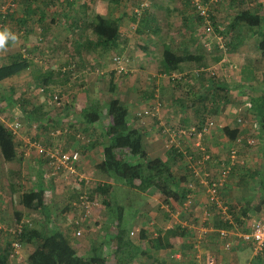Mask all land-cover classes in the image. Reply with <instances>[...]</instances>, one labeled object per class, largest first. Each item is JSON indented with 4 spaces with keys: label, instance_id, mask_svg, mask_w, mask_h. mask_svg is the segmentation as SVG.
Segmentation results:
<instances>
[{
    "label": "crops",
    "instance_id": "crops-1",
    "mask_svg": "<svg viewBox=\"0 0 264 264\" xmlns=\"http://www.w3.org/2000/svg\"><path fill=\"white\" fill-rule=\"evenodd\" d=\"M95 1L92 5V0H87V3L82 0H54L53 2L52 0H42L41 4L30 0L22 5V1H20V4L18 3L16 6L14 0V10L16 9L14 15L6 20H0V30L7 27L17 37L14 41L9 39L5 46L0 48V105L4 112L11 110L16 120H22L24 108L17 99L11 100V95L19 86H23L21 90L29 87V89L34 90L35 96L33 97L30 94L27 96L28 99L32 102L34 101V105L42 107L43 111L48 114L49 119L52 120L51 125L65 122L75 132H82L86 128L91 136L100 137L101 132L103 133L108 125L107 123L104 126V122L109 119L104 118V120L97 122L94 126L86 127L80 122V113L81 109L88 105L91 106L93 103L106 104L112 98L123 101L118 96H114V93H116V79H112L115 89L113 93L108 92L111 96L108 101L103 102L102 99L104 98L98 92L100 88H103L105 81H107L108 90L111 74L114 71V67L111 66L112 62L106 63V57L107 59L109 57L108 54L111 53V57L117 51H122L121 53L126 56V59L122 60L124 65L132 61L133 56L144 58L141 60L140 68L147 75L148 81L144 86L145 91L142 94V100L134 98L130 102L126 101L130 106H133L141 104L143 101L148 104L152 99L151 96L157 99L159 95L160 97L163 96L162 91L161 94L156 93L157 89L160 91L165 86L162 78L166 74L162 73L160 66L162 43L170 44L172 49L179 54L184 51H200L204 47L203 44L206 37L203 32V22L196 12H193L190 5L191 0H120L119 4L109 6V8L106 7L107 12L104 14L99 12L100 7H96L98 0ZM137 1H142V3L147 1L148 3L146 4L149 8L145 9L146 11L144 10V12L142 11L143 15L137 19L128 17L127 13L123 12V7L128 4L132 5ZM201 1L206 2L207 0ZM227 1L224 0L228 8L233 10L235 4L238 5V11L233 13L234 15L239 12L250 13L256 15L260 21L257 27L242 25L237 28V33L227 32L226 34V53L231 51L247 60H249V55H255L253 65L248 64L244 67L248 71L247 76L242 75L241 77L240 74V82L237 84V89H234L237 91L239 88H243V98L241 99L246 103L242 109H238L239 115L234 116V120L236 118L237 122V119L242 118L247 121L248 127L247 125L244 127L235 126V124L241 125L238 122L232 123V118L225 111L226 109L222 110L223 105L220 114L216 116L220 124L216 123L215 118H213L215 127L205 135L201 142V148L197 146L195 140L193 145L190 146V151L195 157L203 156L204 153L210 157L208 162L198 167L199 174H203V167L211 162L215 163L217 167L220 166L219 164L225 165V160L228 162V159L223 157L224 153H226L227 149L241 144L242 129L248 130L250 132L249 136L257 138L258 153L253 161L249 160L250 162H248L247 159L241 158L237 164H234L229 160L227 180L220 192L222 203L227 204L224 205L226 210L216 212L210 209V212H208L201 208L203 201H206L208 197L205 187L200 183L199 179L193 182L192 192L186 202L169 200L165 207L161 205L163 197L158 193L150 190L143 193L138 192L125 187L120 182L112 181V179L94 169L96 163L102 160V145L98 142L93 147H82L86 148V151L82 149L84 152L80 155L76 170L90 177L89 179L94 184L107 182L113 185L112 199H114L116 204L123 207L120 223L116 222L115 216L111 215L109 208L105 206L106 211H103V214L106 215L103 222L95 225V228L92 226L82 230L81 237L84 233L85 237L83 236L82 241L79 242L74 235L75 231L69 230V225L63 223L64 218H59L60 223L55 219L52 222L50 221L51 209L45 202L44 208H42L43 212L41 209L37 210L41 211V215L44 216L42 221L34 224L32 222L27 223L30 228L44 225L47 228H52L51 225L55 224L54 226L57 225V227L49 230L60 231L69 240L77 255L86 256L90 247L94 244L101 250L104 257H109L108 261L112 264H208L211 259H214L215 264H264V251L255 255L253 245L238 237L241 233L250 231L253 220H264V185L260 182V170L264 169V142L260 140L258 135L256 114L251 111L252 99L259 98L264 93V80L261 81L259 79V75L264 73V58L258 57L257 53L260 35L264 32V10L250 7L247 0L238 2ZM1 2L3 4L0 6H4L7 1L0 0ZM79 2H81V5H78ZM231 4L232 7L230 6ZM30 5H32V13L26 16L22 13V8L25 7V11L28 12L30 11L28 8ZM43 6L48 8L46 10L48 15H46L47 12H42L41 16L40 12L43 10H40V8H43ZM169 9H172L176 14L173 13V16L165 15V12ZM33 14L38 15L33 16ZM95 15L105 17L106 20L115 24L118 28V38L110 50H103L102 52L96 50V38L92 36L87 26ZM216 21L221 24L229 23L225 19L218 20L216 18ZM200 27H202V30ZM168 29L173 30V32L170 33ZM200 30L201 32L198 33ZM135 34H138L139 38L145 42L142 52L136 54L134 53L135 47L133 45ZM89 45L94 46V48ZM20 55L25 60L15 63ZM87 58L90 65L95 62L94 66L102 67L103 71L87 69ZM153 63L156 64V67H152ZM48 68H51L50 71L52 73L51 79L48 80L51 83L48 86L49 89L64 92L75 98V106L63 114H56L53 103L45 94H42L41 87L33 75L35 69L43 70ZM149 76H152L153 81L150 80ZM153 82L155 85H153V93H151L147 89L152 86ZM72 88H76V92L73 93L69 90ZM232 88L226 87L224 89L228 91ZM246 98L247 100H245ZM226 102H228V108L233 104L230 99ZM7 104L10 105L7 106ZM129 109L132 115L133 112L136 114L138 108ZM130 119L132 124L136 126L134 118L130 116ZM44 122H46V119ZM73 125L81 128V130H76ZM228 131H232V134H228ZM19 140L23 141H18L14 138L17 159L23 160L21 164L26 165L28 168L31 166L30 161L24 159L23 150L22 152L19 151L17 146V144H20L22 147L25 139L19 138ZM68 142L70 143V141ZM251 142L252 140H247L248 144H251ZM142 145L147 154L153 158H161L166 151L163 139L158 135L150 136L148 133H143ZM75 146L73 144L68 149H72ZM245 147L248 149L247 146ZM250 148L252 147H249V150ZM238 151H240V148H238ZM25 154L30 153L25 152ZM34 158L33 163L38 167V174L35 177V181L31 183L32 188L30 189H33L38 184L37 182L42 179V183L48 189L45 199L49 200L48 203H50V200H53V196L57 197L59 195L55 196V192L60 193L57 190V183L63 181V179L67 180V175L64 178L63 174H47L45 162L40 158ZM17 159L13 161L4 160L0 154V245H4L10 240L11 233L9 230L11 227L4 228L3 226V223L8 221L7 218H10V221L16 224L23 218H20L21 214L30 210L15 206L14 203L12 205L10 198L13 189L11 188V183L7 182L11 179V175L10 171H7L9 167L5 165L11 163V168L14 169L16 167L13 163H15L20 168L21 166L18 165L20 162H17ZM176 167L180 168L182 164L173 167L174 172ZM208 169L212 170L209 165L205 167V170ZM24 173L19 172L17 175L23 176ZM181 174L185 177L183 173ZM55 175H57L58 180L53 179ZM6 184L9 188L6 192L9 197L4 195L2 190V188L6 190ZM94 188L96 189V187ZM67 199L66 202L69 203L71 198L67 197ZM190 201L193 209L191 207L190 209L189 207L182 208ZM135 202L136 209L134 208L133 211L130 207ZM32 211L35 212L36 210ZM56 214L57 211L53 218H55ZM106 218H109L107 219L108 221ZM220 219L223 222L227 221L230 226L232 225V228L227 230L229 235L225 241L220 240L218 235L219 230L224 228H214V224L219 223ZM102 224L104 240H102L103 234L99 236L100 231L98 230L100 228L98 226ZM117 229H122L126 232L124 238L117 236ZM171 230L177 231V235L168 237L171 247L156 249L154 239L164 236L166 231ZM105 242H107L106 245ZM227 242L231 243V247L228 249L225 248ZM24 247L31 249L32 245ZM12 261L14 260L12 259Z\"/></svg>",
    "mask_w": 264,
    "mask_h": 264
},
{
    "label": "trees",
    "instance_id": "trees-1",
    "mask_svg": "<svg viewBox=\"0 0 264 264\" xmlns=\"http://www.w3.org/2000/svg\"><path fill=\"white\" fill-rule=\"evenodd\" d=\"M53 1L54 0H52V2ZM108 1L113 4H117L120 0ZM229 1L238 2L239 0ZM34 2L41 4L42 0H34ZM190 5L193 12H195L194 6L191 2ZM28 8L30 9L28 12L25 11V7L22 8V13L26 16L32 13V5L28 6ZM212 8L215 9L214 7ZM15 10L8 9L4 15L0 6V20L10 18L14 15ZM138 16L136 15V17ZM259 23V18L256 15L245 12H239L234 15L229 23L221 24L217 22V24L221 25L226 24L228 32H235L237 28H240L242 25L257 27ZM87 26L92 36L96 38V47L101 46L104 51L112 49L111 47L116 42L119 34L118 28L115 24L110 23L101 15H95L93 20L89 22ZM89 46L94 48L92 45ZM257 53L258 57L262 59L264 58V32L260 35ZM207 56L208 54L203 51H184L179 54L172 49L170 44L162 43L160 66L163 74L170 75L172 73H186L188 75L189 73L188 76H191V71L197 70L198 72H195V77L198 76L203 81V83L200 84L197 83V80L194 79L192 81V79H190L193 84L189 85V83H187L188 88L179 87L177 85L181 83L182 79H185L182 77V74H180V79H182L178 82L175 81L174 83L177 84V88H181L186 94H189L188 98H177L175 103L177 106L176 110L182 111L181 109H183L188 113H195L197 116V127H202L207 120H212L214 123L213 118L214 116L220 114L222 107L221 103L225 101V99L216 97L214 93L217 92L218 88L223 90L226 87H219L218 83L209 84V78L212 75L206 71L203 67L204 65L202 66L201 64L207 59ZM13 60L15 61V59ZM24 60L25 59H23L20 55L19 59L15 61V63L23 62ZM215 61L217 62L218 59H215ZM50 69L51 68L43 70L35 69L33 71L34 78H36L35 80L39 83L42 94L47 95L49 100L54 103L57 108V110H54L58 111V114H60V112H67L70 106L71 108L75 106V98L71 97L70 100L66 95H64V92L52 91V89H49L48 86L51 83H49L50 81L48 80L52 77ZM194 83L197 84L196 87H194ZM114 89L115 86L111 79L108 92L113 93ZM232 89H235V87ZM153 97L154 96H151L152 99ZM19 101L21 102L20 105L24 108V111H22V122L18 121L20 126L21 124H27V126L35 124V128L38 126V128H42L43 131H51L58 128V123H53L51 125L52 120L49 119L48 114L43 111L41 106L31 103V100L28 99V97ZM9 105L10 104H7V106ZM29 105L30 107H28ZM251 105V111L256 114L257 118L258 135L260 136V140L264 142V93L261 97L252 99ZM129 108L130 105L127 102L121 101L117 98L110 99L106 104L93 103L91 106H86L81 109L80 122L88 127L94 126L97 122L104 120V118H108L110 119V123L105 127V131L103 133L101 132L100 137H94L91 136L90 132H88L89 130L86 128L82 131V133L81 131H76V133L72 130L70 125L66 123L63 125L61 122L62 124L59 129L63 130L65 129L64 127H68V129L66 128L67 131L65 133L53 138L60 140L62 138L65 139L66 137L67 141H70V143L67 142L68 144L75 143L74 145L76 146L71 150H67L65 147L61 148L62 146L59 144L56 147L61 148L67 153L77 152L80 160V155L84 152L82 149L86 151V148L82 147H93L99 142V144L101 143L102 145V160L96 163L94 166L95 170H98L103 175H106L112 179V181L122 183L129 189L142 193L149 190L158 193L163 197V202L165 204H167L169 200L186 202L188 196H190L192 192L191 185L194 186L193 182L199 179V177L196 176V173L189 168L188 162L196 164L200 161L197 165L199 166L208 162V160H203V156L197 158L192 151H190L191 159L187 161V156L185 157V155L181 152V149H178L173 145L169 149H166L161 158L150 157L143 149V133H141V130L131 122ZM132 117L135 119V114L132 115ZM45 119L46 122H44ZM214 127L212 129H214ZM176 128L184 129L189 127H186L185 125H178ZM76 130H79V127H77ZM227 133L232 134V131H228ZM81 135L85 136L83 138L84 141L82 142L80 139L76 142V137ZM179 140L181 145L180 147H182L185 140ZM80 141L83 145H79ZM34 142L40 143L36 140H34ZM45 146L53 147V145L49 143ZM0 154L4 160L13 161L17 159L14 135L11 130L2 123H0ZM18 159L21 161L20 158ZM40 159H42V161L46 164L47 174H56L50 169V167H48L46 159ZM229 162L230 161H228V163ZM77 163L75 164V171ZM233 163L236 164L235 162ZM181 164L184 165L183 174L185 177L182 174H176L173 170V167ZM260 173V182L264 185V169L260 170ZM37 183L38 184H36L33 189L23 192L20 198L23 207L30 209L31 211L44 208L45 198L48 193V189L45 184L42 183V179ZM223 187L224 185L219 189V193ZM93 193L100 195L102 203L104 206L109 208V213L115 216L114 218L119 224L123 215V207L116 204L114 199H112L113 185L107 182L97 184ZM211 206L215 207L214 205ZM221 220L222 219L219 220V223L214 224V228H224L225 230L232 228V225L230 226L227 221L223 222ZM24 225L25 226L20 232L11 234L10 240L4 245H0V264H13L10 260V258H13L15 254V249L11 245L13 242L18 243L19 246L23 247L30 244L32 245L30 252H28V255L26 256L25 264H112L108 261V257H104L101 250L94 244L90 247L89 253L86 256H79L77 255L75 249L70 245L69 240L60 231H50L49 229L52 228H47L45 225L39 227L33 226V228H30V225H27V223H24ZM125 233L126 232L122 229H117V236L124 238ZM175 235H177L176 230L166 231L164 236L154 239L155 248H170L171 245L168 242V237Z\"/></svg>",
    "mask_w": 264,
    "mask_h": 264
},
{
    "label": "rangeland",
    "instance_id": "rangeland-1",
    "mask_svg": "<svg viewBox=\"0 0 264 264\" xmlns=\"http://www.w3.org/2000/svg\"><path fill=\"white\" fill-rule=\"evenodd\" d=\"M4 1V0H3ZM7 1V0H6ZM21 5L25 2L27 3V1L30 0H20ZM19 0H15V4L17 6V4L20 2ZM82 1H86L87 0H82ZM90 1V0H89ZM229 1V0H228ZM227 1V2H228ZM96 2L95 0H92V5L93 3ZM121 2V1H120ZM119 2V3H120ZM138 2V1H137ZM137 2L133 3L132 5L128 4L125 5V7H123V12L127 13L128 17H132V18H138L136 17L137 13L136 11H138V13H141L142 11L144 12L145 9H148L149 6L146 7H141L142 4L144 3H148L147 1H144V3H142V1H139L138 4ZM108 0H98L97 2V6L96 7H100L99 12H101L102 14L107 12V8H109V6L112 5H117V4H113L110 3ZM3 2L0 3V5H2ZM20 4V3H19ZM78 5H81V2H79ZM232 7V4L230 5ZM215 9L212 8V11L215 13L213 14L212 19L214 20V22L216 23V18L219 20H227V21H231L235 12L238 11V5L235 4V8L234 10L231 8H228L227 3L224 2V0H219L214 6ZM112 8V7H111ZM48 8L46 6H43V8L41 7L40 10L46 13V15H48V11H46ZM170 11L165 12V15L168 16H173V13H175L172 9H169ZM252 10V9H251ZM146 11V10H145ZM143 12L141 13L140 16L143 15ZM169 12V13H168ZM118 13V12H116ZM162 14V12H161ZM176 14V13H175ZM178 14V13H177ZM38 15V14H37ZM35 14H33V16H37ZM162 18H163V14H162ZM177 21V20H176ZM202 26V25H201ZM202 30V27H200ZM201 30L198 32L200 33ZM133 31V30H132ZM168 31L171 33L173 32V30H169ZM135 32V31H134ZM232 33V32H231ZM237 33V30L234 32ZM204 36V35H203ZM133 45H134V53H141L143 46H145V42H143L142 39L139 38L138 34H135L134 39H133ZM200 47V45H199ZM96 50L98 52H102L104 49L101 48V46L96 47ZM200 51H203L204 53H207V59L205 61H203L201 64L202 66L205 68L206 71H208L212 76L209 78V83L211 84H216L218 83L219 87L226 86L228 88L230 87H235L237 89V84L240 82V74L241 77L242 75L247 76L248 71L247 69H245L244 67L248 64L253 65V59L255 57V55H249V60L245 59L244 57H242L241 55H237L234 52H227L224 53L223 51L214 49L211 52H208L205 48H201ZM122 51H117V53L113 54L110 57V54L108 59L106 57V63L108 64L109 62L111 63V66L114 67V71L112 72L113 74H111V79H116L115 85H116V93H114V96H118L119 98L123 99L124 102H130L132 101L134 98L135 99H141L142 100V94L145 91L144 86L147 84L148 81V77L147 75H145L143 73V71L140 68L141 65V60H143L144 58H142L141 56L137 57V56H133L132 61H130L128 64L125 63V65L122 63L124 61H121L122 65H117L116 62H114L113 58L114 57H120L122 60L126 59V56L124 54L121 53ZM215 59H218V61L216 62ZM89 59H86V64L88 63ZM95 62L92 63V65H90V62L87 65V69L91 68V70L93 69V71L95 69H99L100 71H103L102 67H97L94 66ZM124 65V67H123ZM229 65H234V69L230 68ZM155 66L156 64L153 63L152 67ZM216 68V69H214ZM244 69V70H243ZM216 70V71H213ZM213 71V72H212ZM195 72H198L197 70L195 71H191L192 75L188 76L186 73H180L182 74V77H184L185 79H179L176 80V82L181 80V83L179 85L174 84L175 81H171L168 77V75H164L165 77H163V89H161L160 91H156L157 94H161V91L163 92V96L154 98L150 100V102L148 104H146L144 101L143 103H139L138 105H133L130 106V108H133V110L136 108L137 112H140L142 109H147L149 112V115H147V117H136L134 119L136 127H138L141 130V133H148L150 134V136H160L163 139L164 142V146H165V150H166V142L169 139V134L168 132L166 133L165 131H167L170 128H175L178 125H185L186 127H191V126H196L197 125V116L195 113H188L186 111H184L183 109H181L182 111H177V106H176V100L178 97H182V98H188L189 94H186L185 91L181 88H177V86L179 87H187V83H189V85L193 84V80H197V83H203V81L200 79V77L196 76L195 77ZM264 74V73H263ZM263 74L259 75V79L261 81L264 80L263 78ZM179 75V74H178ZM150 80L153 81L152 76H149ZM156 77V76H155ZM192 79V81L190 80ZM101 81V80H100ZM187 81V82H186ZM257 81V80H256ZM155 82V81H154ZM153 82L152 86H149V90L151 93H153V85H155V83ZM186 82V83H185ZM196 87L197 84L194 83ZM102 85V84H101ZM177 85V86H176ZM100 86V85H99ZM103 86V85H102ZM105 86V87H104ZM104 86L103 88L99 89V93L102 96L103 102L108 101L109 97L111 98V96L108 94V90H107V81L104 82ZM9 87V86H8ZM23 86H19L17 89H15V91L12 93L11 95V100L12 99H17L22 100V99H26L28 95L32 94V96L34 97L35 92L33 89H29V87L26 89L24 88V90H21ZM132 87V88H130ZM151 88V89H150ZM188 88V87H187ZM71 92H76V88H72L69 89ZM67 90V91H69ZM234 89H229L228 91H226L225 89L221 90V89H217V92L214 93V95H216V97H220L222 99L226 100H231L233 104H231V107L228 108V102H223L221 103V105L224 107L222 108V110L225 108L227 111V113L231 116L232 118V123H237L236 122V118L234 120V116H237L238 109H242L243 105L246 104L244 103V100L241 99L243 98V88H239V90H234ZM0 91H1V87H0ZM40 91V90H39ZM128 92L126 94V92ZM64 95H66L68 97V99L71 100V96H69L68 94L64 93ZM152 95V94H151ZM165 95V96H164ZM212 95V96H214ZM218 95V96H217ZM47 96V95H46ZM113 96V97H114ZM15 97V98H14ZM48 97V96H47ZM247 100V98L245 99ZM20 102V101H19ZM239 102V103H238ZM31 103H34V101ZM242 104V105H240ZM54 109L57 110V108L55 107L54 103H53ZM240 106V107H239ZM1 105H0V123L4 124L7 128L8 125L10 124L11 121H15L16 117L13 114V112L11 110H7L6 112H4L1 109ZM30 107V105L28 106ZM158 108V111H155L154 108ZM234 107V108H232ZM69 109H72L71 106ZM64 112H60V114H63ZM56 114H58V111H56ZM134 114V112L132 113V115ZM131 115V117H132ZM136 115V114H135ZM239 115V114H238ZM217 116V115H216ZM214 116L216 123L220 124L218 122L217 117ZM229 116V117H230ZM18 121V120H16ZM22 122V120H19ZM246 121V120H245ZM249 122V121H248ZM110 123V119L108 121L104 122V126L106 124ZM62 124V123H61ZM61 124H58V128L59 129L61 127ZM65 124V122L63 123V125ZM62 125V126H63ZM238 127H244L245 125H247V121L243 126H239L238 124H235V126ZM250 125V124H249ZM74 126V125H73ZM248 127V125H247ZM74 128L77 129V126H74ZM9 129V128H8ZM241 129V128H240ZM79 130H81V128H79ZM78 130V131H79ZM243 131L242 133V142L239 145L234 146L233 148H229L227 149L226 153H224V158L228 159V161L230 160L232 163L235 162L236 164L241 160V158H243L244 160L247 159L248 162H250L249 160L253 161L256 157L257 149H258V142H257V138L255 136H249L250 132L248 130L242 129ZM50 131V130H49ZM48 130L47 131H43L42 128H38V126L35 128V124H30V126H27V124H21V126L19 127V129L16 130V133L13 134L14 138L17 139L18 141H23V140H19V138H23L25 139V143L23 144V146L21 147L20 144H17L19 151L22 152L23 150V156L24 159H26V161H30L29 163L31 164L30 167H26V165L21 164V162L17 159V162H20L18 165L21 166L20 168H18L17 164L13 163L14 166L16 168L12 169L11 168V163L9 165H5L8 166L9 168H7V171H10V175H11V179L9 180V182L7 183H11V188L13 189V193L11 192L10 198L12 201V205L14 203L15 206L21 207L22 209H24L25 207H23V205L21 204L20 198L23 192L29 191L30 188H32V184L35 181V177H37V168L34 163H33V159L39 158L36 150L33 146V142L34 140L40 142L42 145H48L51 144L53 146H57L58 144L60 146H62L61 148H66L67 150H71L68 149L70 148L71 145L75 144H68L67 139L65 137V139H60L57 140L55 138L50 137V132ZM82 133V132H81ZM85 135V134H84ZM245 136V137H244ZM85 136H78L76 137L77 140H75L76 142H78V140L81 139V141L83 142V138ZM146 137V136H145ZM252 140V144H248L247 140ZM53 140V141H52ZM59 141V142H58ZM79 142V145L82 142ZM194 143V139L192 140H185L183 147H182V151L186 152V156H190V146L193 145ZM83 145V143H82ZM247 146L248 149L245 147ZM21 147V148H20ZM249 147L250 148L249 150ZM75 148V147H73ZM72 148V149H73ZM238 148H240V151H238ZM253 150V151H251ZM25 152H29L30 154H25ZM232 152H234V158H232ZM19 155V154H18ZM193 155V154H192ZM185 156V157H186ZM188 161V159H186ZM226 164H219L220 166H216L215 163H209L207 165H205L202 169V172H204L203 174H200V176H203L205 173L209 174V177L212 178H217L220 176V172H222L223 170H226L227 167L230 165V162L228 163L227 160ZM209 165V168L211 167V169L205 170V167H207ZM43 166V165H42ZM40 169V168H39ZM45 170H47V168H45ZM199 171V168L198 170ZM24 173L23 176L21 175H17V173ZM47 172V171H46ZM77 172V174H76ZM184 172V165L182 164V167H176V174H180ZM9 173V172H7ZM58 174H63L64 178L65 175H67V180L63 179V181H59L57 183L58 187L57 190L60 193H56L55 192V196L57 197H52L53 200H50L51 202H49V200L45 199V202L50 206L51 209V218L50 221L52 222L53 219L57 220L60 223L59 218H64L63 223L64 224H68L69 225V230L75 231L74 235L75 237L79 240V242L82 241V238L84 236L81 237L82 235V230L84 229H88V227H92L95 228V225H97L100 222H103V219H105V215L103 214V211L105 210V206L102 203L101 197L100 195L94 194L93 191H95L94 187H97V184L92 183L93 181L91 179H89L90 177H87L84 173L82 172H78V170H76L74 173H68L65 174L63 172H59L56 173ZM57 175L54 176L53 179L58 180ZM6 190H3L4 195H6L7 197H9V195L6 193L9 188L8 185L6 184ZM25 187V188H23ZM69 195V196H68ZM66 196V197H65ZM80 196L82 197H86L87 198V202L89 203V206L87 209H83L81 204H80ZM67 197L71 198L70 202H66L68 199ZM162 200V199H160ZM192 201V200H191ZM191 201L189 203H187L186 205L182 206V208H188L190 209V207L192 208L193 205L191 204ZM203 205L201 206V208L205 211L210 212L209 210H215L216 212L220 211L219 208H217V206L212 207L210 206V204L208 203V199H206V201H203ZM222 202V200H221ZM161 205H164L165 207V203L163 204V200L161 201ZM66 205V206H65ZM71 205V206H70ZM136 202L134 205H132L130 208L134 210ZM222 205H227L226 203H222ZM66 207V208H65ZM63 209V210H62ZM193 209V208H192ZM41 211L43 212V209H41ZM41 211H31V210H27L25 211L26 213H22L20 218H22L18 223H14L13 221H10V218H7L8 221L3 223L4 228L6 227H11L9 232L11 234H14L16 231L17 227H24V223H30L32 222L37 223V222H41L42 221V217H44L43 215H41ZM57 211V214L54 217L55 213ZM37 219V220H36ZM109 218H106V220ZM108 221V220H107ZM53 224V223H52ZM43 225V224H42ZM55 224H53V226L51 225L52 228L57 227L54 226ZM72 225V227H71ZM98 230L100 231L99 236H101L102 234V240L105 239L104 236V228L103 224ZM97 228V226H96ZM80 232V235L77 236L75 233L76 231ZM10 234V235H11ZM85 237V236H84ZM101 240V241H102ZM109 240V239H107ZM85 241V240H83ZM15 243V242H13ZM12 243V244H13ZM109 243V242H108ZM11 244V245H12ZM107 244V242H105V245ZM106 247V246H105ZM28 252H30L29 247H23V246H19L17 249H15V254H14V258H10L11 262L14 264H25L26 261V256L28 255ZM16 257V258H15ZM109 258V257H108ZM12 259L14 261H12Z\"/></svg>",
    "mask_w": 264,
    "mask_h": 264
},
{
    "label": "built area",
    "instance_id": "built-area-1",
    "mask_svg": "<svg viewBox=\"0 0 264 264\" xmlns=\"http://www.w3.org/2000/svg\"><path fill=\"white\" fill-rule=\"evenodd\" d=\"M219 0H207L206 2L201 0H192V5L194 6L195 12L197 16L201 19L203 22V32L205 35V42L203 46L208 52H211L214 49L223 51L226 53V34L228 32V28L225 25L217 24L212 19L214 12L212 11V7L218 2ZM244 1V0H239ZM248 5L252 8H262L264 10V0H247ZM14 0H7L6 4L4 6H1L2 13L5 15L6 11L8 9H14ZM141 7H146V3L142 4ZM137 15L138 11H136ZM218 30V31H217ZM114 62H116L117 65H121L122 59L120 57H114ZM230 68L234 69V65H229ZM216 69V68H214ZM216 71V70H213ZM212 71V72H213ZM169 79L171 81H176L180 79V74L172 73L168 75ZM155 111H158V108H154ZM149 112L147 109H142L140 112L136 113V117H147L149 115ZM237 122L240 123L241 126H243L246 121L242 118L237 119ZM20 123L18 121H11L8 125V128L11 130L12 134L16 133V130L19 129ZM214 127V123L212 120H207L202 127L197 126H191L189 128H170L166 133L169 134V139L166 142V149H169L172 145L178 149H181V152L186 156V152L182 151V147H180V140H192L194 139L197 146L201 148V142L204 139L205 135ZM65 129H56L50 131V137H56L63 133H65L68 129V127H64ZM67 128V129H66ZM252 144V143H251ZM33 146L36 150V153L39 158L46 159L48 167H50L51 170H53L55 173H58L59 171H62L63 173H74L75 172V164L79 161V155L77 152H65L59 147L55 146H45L41 143L33 142ZM232 158H234V153H232ZM208 154H203V160H209ZM187 159L190 160L191 157L187 156ZM198 163L194 164L191 162L189 163V168H191L195 173L196 176L199 177L200 183L204 185L206 193H207V199L208 203L214 206H217V208L220 209V211H225L226 207L222 205L221 199H220V193L219 189L225 185L228 172L229 170H223L220 172V176L217 178L209 177L208 173H205L203 176H200L197 166ZM192 189L193 186L191 185ZM189 198V196H188ZM80 204L83 209H87L89 206V203L87 202V198L84 196H80ZM251 229L247 233H241L238 237H240L243 241L251 243L253 245V249L255 252V255L262 253L264 251V220L262 219H255L251 223ZM23 229L22 226L16 228V232H20ZM77 236L80 235L79 230L75 233ZM132 234V233H131ZM219 239L220 240H226L229 231L222 229L218 232ZM12 246L14 249H17L19 247L18 243H13ZM231 243L227 242L225 244V248H230ZM15 252V250H14ZM208 264H215L214 259L209 260Z\"/></svg>",
    "mask_w": 264,
    "mask_h": 264
},
{
    "label": "clouds",
    "instance_id": "clouds-1",
    "mask_svg": "<svg viewBox=\"0 0 264 264\" xmlns=\"http://www.w3.org/2000/svg\"><path fill=\"white\" fill-rule=\"evenodd\" d=\"M9 39L14 41L17 37L7 27L0 30V48H3Z\"/></svg>",
    "mask_w": 264,
    "mask_h": 264
}]
</instances>
